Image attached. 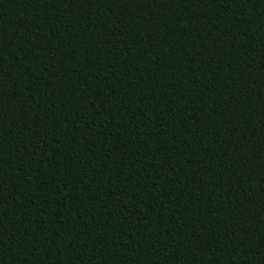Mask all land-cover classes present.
I'll return each mask as SVG.
<instances>
[{
    "label": "trees",
    "instance_id": "obj_1",
    "mask_svg": "<svg viewBox=\"0 0 264 264\" xmlns=\"http://www.w3.org/2000/svg\"><path fill=\"white\" fill-rule=\"evenodd\" d=\"M0 264H264V0H0Z\"/></svg>",
    "mask_w": 264,
    "mask_h": 264
}]
</instances>
